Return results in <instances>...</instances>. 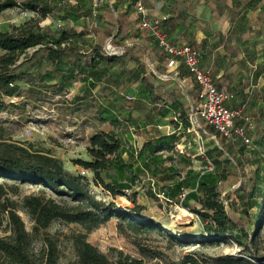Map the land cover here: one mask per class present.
Instances as JSON below:
<instances>
[{"label": "trees", "instance_id": "1", "mask_svg": "<svg viewBox=\"0 0 264 264\" xmlns=\"http://www.w3.org/2000/svg\"><path fill=\"white\" fill-rule=\"evenodd\" d=\"M124 1L116 0V3L122 4ZM135 1L130 0L129 8L132 9ZM262 1L232 0L231 7L225 5L226 0L217 2L220 13H229L233 35L243 41L247 60L238 63L242 67L248 63L250 81L240 87L242 91L246 87L255 88L259 78H264V61L255 64L258 56L251 50V40L264 36V4L260 5ZM143 3L145 4V0ZM16 7L35 12L42 18L57 13L63 21L72 22H77L83 17L89 18L93 13L92 7L75 6L64 0L62 3L56 0H0V15ZM192 7L193 0H185L182 3L167 0L161 10H168L170 16L160 23L162 34L170 35L176 23L186 20L184 14L186 15ZM257 10L258 27L254 29L248 14ZM115 12L117 7L113 6V11L105 18L107 23L102 26L103 38L100 42L87 39L84 34L77 33L72 28H41L39 21L26 23L14 28L12 32L0 31V49L5 51V54L0 56V113L16 107L15 104H7L5 99L22 96L21 84H26V81L39 80L40 87L55 86L57 90L69 89L75 83L82 82L85 96L77 98L78 101L92 95L95 89L103 95L105 103L98 109L99 119L103 123L118 125L124 118L125 125L134 127L138 135L147 130L146 127L154 123L152 109L148 110L139 103L133 104L134 102L127 98L129 89L134 85L143 92L148 90L149 94H153V87L146 83L147 66L134 56L135 41H140L147 53H155L162 63H166L168 56L159 47L156 37L140 28L130 36L133 42L131 47L114 41V45L124 49L121 56L106 55V39L113 35L114 28L122 31L121 20L114 17ZM139 21L141 22L140 18ZM169 42L173 44L172 41ZM145 43H149V50ZM189 46L197 50L194 43H189ZM89 49L92 50L90 56L87 55ZM29 50L35 51L29 55ZM231 55L236 57L238 52H232ZM19 57L23 59L20 64ZM131 61H134L136 66L128 68ZM254 65L255 69L252 70L250 66ZM157 69L166 74L163 68L158 66ZM150 75L155 77L152 72ZM179 76L191 77L188 70L183 68L179 70ZM51 82L54 84L49 85ZM193 82L192 90L187 89L188 98L192 103L199 94V88L195 81ZM229 91L234 92L230 89ZM254 91L255 96L264 102V85ZM171 93L176 100L183 97L179 86L171 90ZM235 108L239 109L240 106ZM133 111L139 115L133 117ZM261 114L264 117V108L261 109ZM185 116L184 114L183 117ZM185 127H189L186 118ZM204 130L219 141L218 145L208 148L203 154L205 162L213 165L214 172L211 173L202 174L189 169L182 179L181 170L175 164L166 165V162L173 158L163 153L170 154L173 147L181 143L183 134L177 133L158 135L156 140H149L141 149L135 150L132 146L126 148L116 134L98 132L89 141L88 153L93 160L81 161L79 165L92 171L95 186L102 187L113 197L126 196L142 179L149 181L153 187L148 192L150 198L162 196L166 202L179 204L181 208L198 217L203 232L211 241L232 239L252 260L260 261L253 247L252 237L255 233L248 232L243 220H234L227 214L224 201L220 200L218 192L219 183L234 175L232 168L239 172L244 170L247 164L257 163L247 150L250 144H245L242 140L234 143L227 141L209 125H206ZM255 143L264 147V128H258V140ZM125 154L127 160L123 158ZM178 158L182 164H191V160L184 154ZM0 178L43 187L39 195L25 196L19 203L12 202L8 207L1 204L3 192H0V213L7 214L11 231L9 236L0 238V264H59L57 240L46 232L57 221L77 224L84 230L71 236L72 248L77 258L72 264H141L128 257L121 259L123 253L115 250L119 259L111 262L107 255L87 241L92 231L112 218L126 222L132 230L162 231L161 226L144 212L145 208L136 204L133 198L136 192H133V197L130 198L135 204L132 208L120 209L113 202L97 200L91 193L85 177L67 172L62 160L43 151L0 143ZM45 191H50L61 201L47 197ZM183 194L185 196L181 199ZM235 194L244 215H247L248 209L264 208L263 190L257 192L254 189L248 191L247 188H238ZM19 211L26 214L33 223L31 232L27 231ZM259 220V216H256L255 221ZM193 239L194 237L184 235L178 241L182 244H192L195 241ZM36 242L41 243L39 250L34 248ZM219 261L221 264H256L243 257H223ZM191 263L193 264L194 260L191 259Z\"/></svg>", "mask_w": 264, "mask_h": 264}, {"label": "rangeland", "instance_id": "2", "mask_svg": "<svg viewBox=\"0 0 264 264\" xmlns=\"http://www.w3.org/2000/svg\"><path fill=\"white\" fill-rule=\"evenodd\" d=\"M56 1L62 3V0ZM80 5L88 8L93 5V2L92 0H84L80 2ZM97 12L99 11L97 10ZM36 21H39L41 28H51L52 30L72 28L77 33L84 34L85 38L95 39L98 42L103 38L102 26L107 23L103 14L99 15V13L91 15L88 19L80 18L77 22H72L63 21L57 13L42 18L35 12L16 7L8 9L0 15V31L12 32L14 28ZM257 42L256 49L260 52L258 53L260 55L259 62H263L261 60H264L262 53L264 36L259 38ZM27 53L31 55L33 50H29ZM4 54L5 51L0 49V56ZM91 54L92 50L89 49L87 55L90 56ZM22 61V57H19L18 64ZM53 84V82L49 83V85ZM21 86L22 96L14 97L15 99H5L7 104H15L16 107H11L7 112L0 113V143L13 144L53 155L62 160L67 172L87 179L90 191L97 200L113 202L120 209L135 206L130 198L133 197V192H136L135 197H133L136 204L143 206L144 212L161 226V232L136 231L130 229L126 222L112 218L109 222L92 231L88 235L87 241L107 255L111 262H116L119 259L115 251H120L123 253L121 259L128 257L130 260L141 264H192L191 259L194 260L195 264H221L219 260L223 257H243L256 264H264V211L254 207L248 209L247 215H244L240 201L235 194L238 188H247L248 191L252 189L257 192L264 191V147L255 143L258 140V128H264V117L261 114V109L260 111L250 109L245 112L253 117L255 122L254 130L249 132L251 144L247 150L257 163L254 165L247 164L244 170L239 172L232 168L234 175L227 181L219 183L218 186L220 200L224 201L227 214L234 220H243L248 232L255 233L252 240L254 242L253 247L257 251V258L260 260L257 261L252 260L242 247L238 246L232 239L211 241L210 237L203 232L198 217L186 210L192 214V218L188 220L179 204L166 202L162 196L150 198L148 192L152 186L147 180L142 179L133 191L126 193V196L113 197L102 187L95 186L93 172L79 165L81 161L91 162L93 160L88 149L90 138L95 133L104 131L116 134L118 128L121 127L123 128L121 133L128 146H132L130 143H134L138 148L139 145L144 144L143 136L140 142L138 139L134 141L131 131L125 125L124 118L118 125L103 123L99 119L98 109H101L102 103L105 101L98 89H95L92 95H88L83 101H78L77 98L85 96L84 83L82 82L75 83L69 89L60 90H57L58 88L55 86L42 88L39 80L26 81V84L22 83ZM256 98L254 97V100ZM258 100L261 99L258 98ZM262 104L264 105V102H260L261 107ZM184 110L185 115H187L190 106L186 105ZM183 116L181 114L177 117L178 122L169 118L166 123L171 126H164L160 130L165 134H171L174 130L178 134H183L181 144L174 146L170 154L163 153L165 156L170 155L173 158L168 160L166 165L175 164L181 170L180 178L182 179L189 169L202 174L214 172V170H210V166L203 159V154L208 148L218 145V139L207 136L200 127L192 128L190 126L189 129L186 128L182 120L184 119ZM200 126L204 128L205 124L201 123ZM135 136L139 137L136 133ZM182 154L191 160L190 165L179 162L178 156ZM123 158L127 159L128 157L124 155ZM158 185L160 186L161 183ZM41 190H43L41 186L0 178V192H3L1 204L7 207L12 202L19 203L25 196L39 195ZM45 192L47 197H52L58 202L61 201L50 191ZM258 201L261 202L260 198ZM195 205L199 208L197 204ZM18 214L24 221L27 231L31 232L33 223L29 217L21 211ZM256 216H259L260 222L255 221ZM46 232L57 240L59 264L76 262L77 258L72 248L71 236L84 232L83 228L77 224L57 221ZM10 234L7 214L0 213V238ZM184 235L194 237L193 240L195 241L192 244H182L178 240H181ZM40 246L41 243L36 242L35 250H39ZM228 264L236 263L229 262Z\"/></svg>", "mask_w": 264, "mask_h": 264}, {"label": "crops", "instance_id": "3", "mask_svg": "<svg viewBox=\"0 0 264 264\" xmlns=\"http://www.w3.org/2000/svg\"><path fill=\"white\" fill-rule=\"evenodd\" d=\"M84 0H74L70 1L69 3L75 6H79L80 2ZM99 0H92L93 5L89 6L93 8L92 15H96L97 13L103 14L104 18H107L109 12L113 11V6L117 7V12L114 13L115 18H119L121 20L122 31L119 32L117 28H114L113 35L114 39L112 42L113 47H121L122 54L124 49L122 46L114 45V41H120L122 44L131 47L133 45L130 36L136 29H139L138 25L141 23L143 17L142 15L138 14L135 10L133 5L132 9L129 8L130 0H125L122 4H117L116 0H107L102 2L99 7L96 9L94 8V4L98 3ZM144 1V0H143ZM177 3H182L185 0H174ZM218 1L223 0H193V7L188 11L186 16V20L182 21L183 23H176L174 26V30L171 32L170 35H167L166 38L168 41H172L173 44L181 45L189 43H194L196 45L197 51L200 53L201 56V66L204 69H210L212 71V76L215 85L218 88H225L234 94V99L228 105L231 108H235L236 106H240L239 109H242L245 113L246 110H259L264 108V105L261 107L260 102L261 100H254V89H259L261 86L264 85V78H259L257 86L254 87H246L243 91L241 90V86L244 84L249 83V76L250 71H248L246 63L245 67L239 65L238 62L246 61L247 58L244 54V46L242 44V40L239 41L234 35L232 31V24L229 22L228 16L229 13H220L219 7L217 6ZM167 2V0H145V8L147 10V19L149 20H165L169 18L170 14L168 10L162 11L163 5ZM264 4V0L260 5ZM225 5L231 7L232 0H226ZM81 6V5H80ZM87 8V7H84ZM97 10L99 12H97ZM95 12V13H94ZM264 16V15H263ZM262 16V18H263ZM248 17L252 21L253 28L258 27V10L254 12H249ZM86 18V17H83ZM88 19V18H86ZM184 20V19H183ZM140 22V23H139ZM143 30V29H142ZM146 31V30H145ZM103 32V31H102ZM148 32V31H146ZM149 33V32H148ZM121 37L119 38V36ZM103 36V35H102ZM111 36V37H112ZM110 38V37H109ZM262 38V37H259ZM259 38H254L251 40L252 43V51L257 53L258 59L256 60L255 64H261L260 55L258 50L256 49ZM108 39V38H107ZM106 39V40H107ZM157 39V38H156ZM229 39H231L229 41ZM105 44V43H104ZM147 50L150 49L149 43H145ZM135 48H134V56L139 58L142 63H145L147 66V72L145 74L146 83L150 84L153 87V94H149V91L143 92L140 90L137 85H134L132 88L129 89L127 93V98L132 100L135 103H139L140 105L144 106L146 109H152V118L154 123L146 127L147 130L141 131L140 135L136 133L134 127L127 126V128L131 131L132 137L134 141L140 142L143 138L144 143L149 140H156L158 135H170L165 134L164 132L160 131L162 127L166 126L169 127L168 121L169 118L177 121V117L181 114H185V106L188 107L195 105V101L192 103L188 98L187 89L192 90L194 84L193 77H183L179 76V70L183 68L187 71V68L183 65H179L176 70H170L166 63H162L160 58L155 53H147L144 46L141 45L140 41H135ZM159 45V44H158ZM264 49V48H263ZM262 49V53H263ZM163 51V50H162ZM232 52H238L236 57H232ZM147 57L150 58L152 64L157 69V67H161L165 70L164 73H161V77L157 76L153 73L151 68L147 65L146 59ZM264 61V60H261ZM136 66L134 61H131L128 64V68H133ZM252 70L255 69L254 66H250ZM158 70V69H157ZM153 73L155 77H152L150 73ZM170 74V75H168ZM172 77L171 79H167L165 77ZM175 78H180L181 82L175 80ZM262 81V82H261ZM179 86V90L183 95L182 98L176 100L171 90L175 87ZM180 103V105H179ZM236 109V108H235ZM247 114V113H245ZM133 117H137L139 114L136 111L132 112ZM248 115V114H247ZM250 116V115H249ZM185 123V118L182 119ZM205 124V123H203ZM207 124H205L206 126ZM207 136H211L206 133L203 127L199 126ZM123 128H118V132L116 135L122 140V143L126 148L128 144L125 142L123 138V134L121 133ZM179 130V129H178ZM135 133L139 136L138 138L135 136ZM177 133L175 130L171 134ZM178 134V133H177ZM213 137V136H211ZM215 138V137H214ZM182 143V139H181ZM180 143V144H181ZM135 150L141 149L143 145H139L136 148L135 144H131ZM179 145V144H178ZM126 155V154H125ZM124 160H127L124 158Z\"/></svg>", "mask_w": 264, "mask_h": 264}, {"label": "built area", "instance_id": "4", "mask_svg": "<svg viewBox=\"0 0 264 264\" xmlns=\"http://www.w3.org/2000/svg\"><path fill=\"white\" fill-rule=\"evenodd\" d=\"M105 1L107 0H99L94 4V8L99 7ZM134 7L136 12L143 17L138 27L157 38L159 47L168 56V68L176 70L179 65L185 66L199 88L195 105L190 107L186 115L188 129L190 126L195 128L199 127L201 123H205L212 126L227 141L234 143L242 140L245 144H251L248 132L255 128L254 118L245 114L242 109L231 108L228 105L233 101L234 94L215 85L212 71L201 66L200 53L186 44H171L160 30V20L147 19V10L143 0H136ZM208 165L210 170H213V165L210 162ZM184 196L183 194L181 199Z\"/></svg>", "mask_w": 264, "mask_h": 264}, {"label": "water", "instance_id": "5", "mask_svg": "<svg viewBox=\"0 0 264 264\" xmlns=\"http://www.w3.org/2000/svg\"><path fill=\"white\" fill-rule=\"evenodd\" d=\"M114 36L108 38L105 41L104 44V52L106 53V55L110 56V57H118L122 55V48L121 47H113L112 42H113ZM35 51V50H33ZM20 63V62H19ZM146 63L147 65L151 68V70L153 71L154 74H156L157 76L161 77V73L154 67V65L152 64L151 60L149 57H147L146 59ZM167 79H171L172 77H165ZM175 80H177L178 82H181L180 78H175Z\"/></svg>", "mask_w": 264, "mask_h": 264}, {"label": "bare ground", "instance_id": "6", "mask_svg": "<svg viewBox=\"0 0 264 264\" xmlns=\"http://www.w3.org/2000/svg\"><path fill=\"white\" fill-rule=\"evenodd\" d=\"M181 210V209H180ZM183 213L186 215V218L189 220L192 218V214L188 213L185 209H183Z\"/></svg>", "mask_w": 264, "mask_h": 264}]
</instances>
